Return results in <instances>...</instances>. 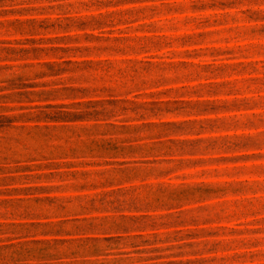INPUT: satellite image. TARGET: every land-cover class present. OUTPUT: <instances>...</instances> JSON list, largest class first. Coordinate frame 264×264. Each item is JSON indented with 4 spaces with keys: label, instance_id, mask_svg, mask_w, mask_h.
<instances>
[{
    "label": "rangeland",
    "instance_id": "1",
    "mask_svg": "<svg viewBox=\"0 0 264 264\" xmlns=\"http://www.w3.org/2000/svg\"><path fill=\"white\" fill-rule=\"evenodd\" d=\"M0 264H264V0H0Z\"/></svg>",
    "mask_w": 264,
    "mask_h": 264
}]
</instances>
